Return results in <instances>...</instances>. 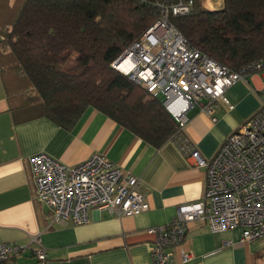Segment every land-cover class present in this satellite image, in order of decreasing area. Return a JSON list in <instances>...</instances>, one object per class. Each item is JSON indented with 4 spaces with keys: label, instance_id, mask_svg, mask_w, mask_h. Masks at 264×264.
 <instances>
[{
    "label": "crops",
    "instance_id": "1",
    "mask_svg": "<svg viewBox=\"0 0 264 264\" xmlns=\"http://www.w3.org/2000/svg\"><path fill=\"white\" fill-rule=\"evenodd\" d=\"M5 2L0 0V29L11 28L4 17L12 6ZM22 86L23 80L0 69V244L28 246L18 264H38L31 249L39 244L47 251V264H151L155 237L148 230L171 224L180 206L202 200L206 170L195 167L173 139L156 148L93 107L64 128L39 107L26 105ZM263 91L264 73L236 83L225 94L235 109L217 102V122L192 109L184 135L203 158H213L260 111ZM40 153L69 168L95 154L106 156L140 181L149 210L118 217L93 209L87 224L51 226L52 211L37 198L31 166ZM182 249L193 254L188 264H264V238L246 243L241 229L214 233L201 220L192 222L184 244L174 249L178 264Z\"/></svg>",
    "mask_w": 264,
    "mask_h": 264
},
{
    "label": "built area",
    "instance_id": "2",
    "mask_svg": "<svg viewBox=\"0 0 264 264\" xmlns=\"http://www.w3.org/2000/svg\"><path fill=\"white\" fill-rule=\"evenodd\" d=\"M140 2L153 10L156 21L112 67L153 96L163 97L166 110L183 130L173 141L195 167L207 174L200 202L180 206L171 224L148 230L155 237L151 264H178L174 249L184 244L196 220L206 222L214 233L241 229L246 243L264 238V91L260 111L229 136L213 158H203L184 135L190 122L188 114L194 108L214 122L217 102L233 111L235 106L226 92L251 75L261 74L264 61L233 71L188 45L172 21L189 15L194 0ZM215 5L213 0L204 1L207 9H215ZM31 166L37 198L52 211L51 226L87 224L93 209L108 210L118 217L149 210L140 181L102 154L69 168L40 153L31 158ZM27 249L24 245L0 244V264H18ZM31 253L38 264H47V251L40 244ZM192 258L191 252L181 250L182 264L190 263Z\"/></svg>",
    "mask_w": 264,
    "mask_h": 264
},
{
    "label": "trees",
    "instance_id": "3",
    "mask_svg": "<svg viewBox=\"0 0 264 264\" xmlns=\"http://www.w3.org/2000/svg\"><path fill=\"white\" fill-rule=\"evenodd\" d=\"M200 1L172 21L188 45L233 71L264 61V0ZM4 21L2 75L23 80L26 105L56 124L72 128L93 107L156 148L183 132L163 99L112 67L156 21L140 0H23Z\"/></svg>",
    "mask_w": 264,
    "mask_h": 264
},
{
    "label": "rangeland",
    "instance_id": "4",
    "mask_svg": "<svg viewBox=\"0 0 264 264\" xmlns=\"http://www.w3.org/2000/svg\"><path fill=\"white\" fill-rule=\"evenodd\" d=\"M204 1H206V0H201L200 2H201V4L203 5V8H204ZM214 2H215V8H217V9H220L222 6H223V1L224 0H213ZM22 2H23V0H6V5L5 6H12V7H14V9H17V8H19L20 6H21V4H22ZM209 2V1H208ZM211 10V9H210ZM132 81V80H131ZM134 82V81H133ZM135 83V82H134ZM137 84V83H136ZM160 98L161 99H163V97L162 96H160Z\"/></svg>",
    "mask_w": 264,
    "mask_h": 264
}]
</instances>
